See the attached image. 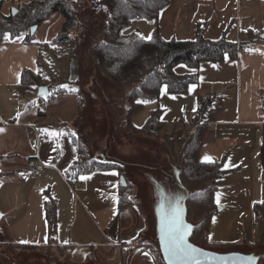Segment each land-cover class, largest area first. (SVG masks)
Masks as SVG:
<instances>
[{
  "label": "crops",
  "instance_id": "0c3cea01",
  "mask_svg": "<svg viewBox=\"0 0 264 264\" xmlns=\"http://www.w3.org/2000/svg\"><path fill=\"white\" fill-rule=\"evenodd\" d=\"M234 3L237 9L236 39L240 40L242 33L248 30L264 31V0H234ZM15 6L12 0H0V15H8ZM62 19L60 14H55L46 25L43 24L44 33L40 42L36 36L37 43L49 42L48 30L56 24L61 28ZM25 37L5 44L1 42L0 46V154L4 157L0 168L22 172L5 175L0 180L3 229L16 244L58 247L70 251L74 261L84 263L91 250L111 248L126 240L123 239V215L119 214L123 175L118 170H110L85 175L89 178H80L74 183L66 179L65 172L74 164L77 150L73 158L65 157L59 146L62 135L57 137L52 133H62L65 124L70 125L67 126L69 132L77 130V99H72L75 109L67 117L59 111L60 107H65V97L69 96L67 89L57 92L58 98L50 101L44 99L55 85L48 82L29 95L19 94L22 70L38 71L42 61L40 45L28 43ZM77 51L78 47L73 46L70 57H77ZM175 71L178 74L198 72L199 82L192 84L184 95H172L162 87L160 97L145 103L133 118V125L143 127L153 111L162 110L159 137L147 139L158 142L163 158L169 161L174 152L182 151L183 145L175 142V135L181 129L191 127L188 119L197 113L199 99H213L207 121L215 124L207 127L200 158L204 162L224 159L225 172L217 181V210L212 215L209 240L220 244L264 246V217H258L254 209L256 203L264 201V43L259 46V51L240 52L237 60L227 56L222 62H203L199 70L181 64ZM124 104L126 112L128 104ZM45 116L52 118L51 125L41 128L37 135L30 125H37ZM63 135L65 137V131ZM126 140L128 143L121 153L124 157L139 162L150 154L149 146L139 145L141 142L137 137L129 136ZM58 150L61 153L58 154ZM92 155L95 160L121 165L131 183L125 170L127 161L103 159L96 157L95 152ZM182 157L183 161V154ZM205 157L210 161H205ZM37 158L48 167L41 174L33 175L28 165ZM180 166H173L178 173L175 184L179 187L183 168ZM187 193L193 195L189 190ZM49 195L56 200L59 225L56 244L52 246L48 245L45 212ZM217 196L220 197L219 204Z\"/></svg>",
  "mask_w": 264,
  "mask_h": 264
},
{
  "label": "trees",
  "instance_id": "16d2710c",
  "mask_svg": "<svg viewBox=\"0 0 264 264\" xmlns=\"http://www.w3.org/2000/svg\"><path fill=\"white\" fill-rule=\"evenodd\" d=\"M11 1V0H10ZM106 5L108 19L100 29L101 41L93 48H88L84 55L79 52L81 37L94 32L99 26L97 20L91 19L86 22L82 18L83 12L88 13L93 0H20L19 4L12 8L6 15H0V40L6 42L5 34H11L13 40L17 36H26L28 43H37L36 34H32L34 26L38 28L45 24L53 15L61 14L64 18L61 28L51 42L37 43L40 45L41 60L50 57V53L58 48L68 49L66 58L70 57V50L73 46L78 47V56L81 55V70L88 68L92 79V86L101 89L102 94L106 95L108 89L113 97L106 96L105 100L92 95H83V90H72L78 97L79 113L77 120V130L70 131L69 136L77 150V158L74 164L65 172V177L70 183L79 180L80 177L95 172L118 170L126 178L122 166L111 162L95 160L91 154V146L85 143V137L93 134L84 131L86 124L99 123L106 117L123 118L125 109L124 102L128 104L125 112L126 127L133 135L145 138H158L161 131L162 110L157 109L146 124L137 128L133 125V118L144 108L145 103L140 101H155L161 95L164 85L172 95H184L189 92L192 84L199 82L198 72L189 74H178L175 68L184 64L192 70H199L203 62L218 63L226 59L227 56L232 60H237L240 52L259 51V46L264 43V31L248 30L242 33L240 40H232L223 36L218 39L205 37L207 27L199 25L197 37L195 39L179 40L176 38L165 39L156 31L150 38H144L139 32L127 34L131 23L136 19L145 18L149 21L158 19L160 11L169 5L171 0H97ZM16 9V14L13 10ZM87 11V12H86ZM82 13V14H81ZM84 15V14H83ZM85 26V27H83ZM91 28V30H90ZM76 31L80 33L75 34ZM9 42V41H8ZM83 49V48H81ZM86 66V67H84ZM43 66L40 70L23 69L19 83V94L22 96L33 93L38 87L45 86ZM116 88V91L110 87ZM130 88L124 100L119 98L121 90ZM66 90H57L62 92ZM68 91V90H67ZM106 91V92H104ZM117 94V95H116ZM121 95V94H120ZM124 95V93L122 94ZM97 96V94H96ZM117 96V98H116ZM110 97V98H109ZM97 101V102H96ZM104 101V102H100ZM94 103L93 107L92 104ZM214 100L211 98H200L199 108L193 117H189L188 122L195 127L192 139L183 145L182 154L184 156L182 168V181L186 186L199 187L195 193L189 197L187 203L186 219L192 222L193 230L190 235L191 243L202 240V243L211 246L209 240V229L212 215L217 210L215 194L217 191V181L224 170V159L204 162L200 158V149L204 142L208 125L205 123L207 114L212 108ZM101 106H104L103 109ZM107 106V107H106ZM97 110L93 113L92 109ZM105 111V114L102 112ZM118 119L115 122L118 123ZM91 128V127H90ZM90 148V149H89ZM152 149V146H149ZM264 151V140H263ZM61 150H58V154ZM4 157L0 154V164ZM21 170L3 171L0 168V180L5 175H18ZM127 185L120 186L119 214L124 215L127 207L134 203V198L128 193L131 183L126 178ZM258 217H264V201L256 203L254 206ZM46 219L49 227L48 245L56 244L58 234V215L57 203L52 196H48L45 202ZM0 222L3 218L0 216ZM196 245V244H194ZM28 249L44 248L35 245H18ZM222 248L227 249L226 253L236 248L234 244H221ZM244 246V245H243ZM252 249L254 245H251ZM246 249L236 251V253L246 254ZM156 264H166L162 262L163 254L159 250L153 251ZM164 260V258H163ZM258 264H264V255L261 256Z\"/></svg>",
  "mask_w": 264,
  "mask_h": 264
},
{
  "label": "rangeland",
  "instance_id": "374dc122",
  "mask_svg": "<svg viewBox=\"0 0 264 264\" xmlns=\"http://www.w3.org/2000/svg\"><path fill=\"white\" fill-rule=\"evenodd\" d=\"M236 12L234 0H209L208 2L200 0H171L169 5L160 11L157 20L136 19L131 23L127 34L136 31L148 39V37L152 38L158 30L159 34L165 39L192 40L197 37L198 26L205 25L207 27L205 37L207 38L218 39L226 36L228 39L238 40L236 39L237 35L234 28ZM83 14V20L86 22H90L91 19L97 20L99 26L94 29V32L81 37V47L79 48L81 55H84L88 48H93L101 41L100 29L103 28V24L107 21L109 13L106 5L93 0L89 12H83ZM62 21H60V24H62ZM45 25L37 30L36 36L38 41L43 36ZM59 28L58 24H56L48 30L49 42L52 41ZM79 33V31L75 32L76 35ZM7 42L6 40L3 44ZM67 52L68 49L58 48L50 53L49 59L48 57L43 59L41 64L43 66L44 82L55 85L50 95L44 100L57 99L59 96V93H57L59 89L57 88L59 86H62V89H67L69 96L65 97L67 98L65 107H60L59 111L69 117L75 109L73 98L76 97L79 107L77 95L71 93L73 88L76 89L75 91L83 90V92H86L83 95H92V99L98 97L105 100L106 96L113 97V94L108 89V93L104 95L99 87L92 86L93 81L88 78L91 75L87 73L89 69L84 68V70H81L83 66L81 64V55L78 56L77 54V57H69L67 59V56H65L69 54ZM110 87H113L112 89L116 91L114 86L110 85ZM129 90L130 88L121 90L118 94L119 98L124 100ZM123 93L124 95H122ZM105 104L107 105L106 100ZM58 105L56 104V106ZM101 107L103 109L104 106ZM95 111L96 114L93 115L96 116L99 112L95 108L92 109L93 113ZM122 112L124 113L122 119H118L117 117L112 120L114 117H106L100 121V124L90 121V125H85L84 131L90 135L89 132L93 134V129H95L96 133L93 136L85 137L84 140L87 146H91V150L95 152L96 157L101 156L100 158H108V160L123 159L128 162L125 170L133 184L128 188V193L134 198V203L127 207V211L121 220L123 239L125 238L126 240L120 241L119 245L111 248L98 247L95 250H91L86 262L79 263L70 257V251L58 247L39 249L19 247V244L11 240L6 230L3 229V223L0 222V264H156L153 251H161L160 234H162V229L166 230L169 228L168 222L182 225V233L189 231V228H193L192 224L194 223L187 220L183 221L187 213L185 205L188 203L190 197L187 193L188 190L194 194L195 190H198L199 187L186 186L182 180L180 187L178 184H175L177 180L175 176L177 177L178 173L177 170L175 172V167L173 168V166L176 164L183 167L182 151L174 152L173 159L165 161L162 154V146L160 144L159 146L158 142L154 140L133 135L126 127L125 109H122ZM102 113L105 114V111ZM76 119L78 120V118ZM117 119L118 123L115 122ZM67 126L70 127V125L65 124V137L64 135L59 137V146L64 151L65 157L70 156L71 159L76 156V147L69 136L68 132L70 129ZM61 130L63 131V129ZM129 136L137 137L141 142L138 143L139 145L146 144L152 146L150 154L143 156L142 161H132L121 154L122 149L128 143L126 138ZM88 142L90 143L89 145ZM92 151H90L91 156H93ZM102 153L104 154L103 156ZM170 161L172 163H168ZM185 187H188V189ZM194 244L215 252H227V249L222 248L220 243H213L211 246H207V244L202 243V240H199ZM243 247L246 249V254L258 264L261 256L264 255V246L254 245V248H256L252 249L251 245H236V248L230 251L236 253V251L243 249ZM162 262L164 263L163 257Z\"/></svg>",
  "mask_w": 264,
  "mask_h": 264
},
{
  "label": "water",
  "instance_id": "95a60500",
  "mask_svg": "<svg viewBox=\"0 0 264 264\" xmlns=\"http://www.w3.org/2000/svg\"><path fill=\"white\" fill-rule=\"evenodd\" d=\"M17 10H13V14H16ZM38 27L34 26L31 29L32 34L34 35L37 31ZM42 90H47L43 88ZM121 185L126 186L127 182L125 178L122 176ZM187 219L185 218L183 221L185 222ZM170 223V224H169ZM182 225L174 224L172 222H168V229L164 230L162 234H160V245L161 252L163 254V258L166 264H256L252 258L243 253H220L207 249H203L194 245L190 241V235L192 233L193 228H189V231L183 232L184 241L189 246V255L185 258L173 259L169 260L168 254L165 251V240L163 239V235L166 231H172L176 228H180ZM192 229V230H191ZM191 249H195V251H191Z\"/></svg>",
  "mask_w": 264,
  "mask_h": 264
},
{
  "label": "snow or ice",
  "instance_id": "6c2138e0",
  "mask_svg": "<svg viewBox=\"0 0 264 264\" xmlns=\"http://www.w3.org/2000/svg\"><path fill=\"white\" fill-rule=\"evenodd\" d=\"M4 39L9 42H12L13 37L11 34H5ZM16 39H20L19 36ZM150 39V37H148ZM167 85H164V91H167ZM141 103H148V101H140ZM46 132L49 130H45ZM52 135L54 136H61L63 133H56L53 132ZM205 161H210L209 157L204 158ZM81 179H88L89 177L82 176ZM220 197L217 196V203L219 204ZM164 230L162 229V232ZM163 239L165 240V251L168 254L169 260L172 261L173 259L185 258L189 255V246L184 241V235L180 228H176L172 231H168L163 235ZM191 251H195V249H191Z\"/></svg>",
  "mask_w": 264,
  "mask_h": 264
},
{
  "label": "built area",
  "instance_id": "2783aa9c",
  "mask_svg": "<svg viewBox=\"0 0 264 264\" xmlns=\"http://www.w3.org/2000/svg\"><path fill=\"white\" fill-rule=\"evenodd\" d=\"M12 2L17 5L19 4L20 0H12ZM1 40H0V46H1ZM211 110L209 111V114H211ZM52 122V118L50 116H45L41 119V121L37 124V125H30V127L32 128L33 131H35L37 133V135H40V129L43 127H48L49 125H51ZM205 123L207 125H214L215 123L212 121H205ZM195 127H193L191 125V127H185L183 129H181L179 132L176 133L175 135V142L177 144L180 145H185L186 143H188L193 136V133L195 131ZM48 166L42 162L40 160V158H37L34 161H31L28 165V168L30 170V172L33 175H39L41 174L45 168H47Z\"/></svg>",
  "mask_w": 264,
  "mask_h": 264
}]
</instances>
